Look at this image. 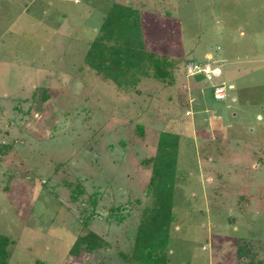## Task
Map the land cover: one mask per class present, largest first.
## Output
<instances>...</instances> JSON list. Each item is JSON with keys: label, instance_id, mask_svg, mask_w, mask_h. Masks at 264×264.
<instances>
[{"label": "rangeland", "instance_id": "1", "mask_svg": "<svg viewBox=\"0 0 264 264\" xmlns=\"http://www.w3.org/2000/svg\"><path fill=\"white\" fill-rule=\"evenodd\" d=\"M116 3L142 10L148 49L170 61L166 81L126 90L87 63ZM194 63L209 64L212 80ZM161 142L176 164L156 189ZM170 186L162 264H264V0H0L9 264H148L135 235ZM89 230L103 248L76 254Z\"/></svg>", "mask_w": 264, "mask_h": 264}, {"label": "trees", "instance_id": "2", "mask_svg": "<svg viewBox=\"0 0 264 264\" xmlns=\"http://www.w3.org/2000/svg\"><path fill=\"white\" fill-rule=\"evenodd\" d=\"M141 11L133 6L113 4L99 27L97 35L91 41L85 58L98 73L126 90L135 87L142 78L150 77L166 81V78L172 75L168 57L157 56L147 47L143 20L145 15ZM198 75L205 78L201 73ZM160 145L153 158L154 169L151 179L152 187L156 189L158 187L162 189L161 186L165 185L166 177L173 178L176 164L175 151L171 152L162 142ZM171 186V189L165 190L166 197H159L151 207L144 208L142 225L135 235V251L139 249L142 252L136 258L143 263L162 264L166 261L164 252L168 244V227L172 215ZM10 242L8 236L0 234V264H9ZM103 244V238L95 231L89 230L76 239L71 250L76 254L89 255L103 248ZM246 245L244 243L243 246L238 247V254L245 253Z\"/></svg>", "mask_w": 264, "mask_h": 264}, {"label": "built area", "instance_id": "3", "mask_svg": "<svg viewBox=\"0 0 264 264\" xmlns=\"http://www.w3.org/2000/svg\"><path fill=\"white\" fill-rule=\"evenodd\" d=\"M194 70L196 72H200V71H203L204 73V76L205 78H207L208 80H212L213 76H214V69L210 68L209 64L206 66H203V65H199L197 63H194ZM213 73V74H212ZM214 95H215V99L216 100H222V99H225L226 98V91H225V87L224 86H216L214 88Z\"/></svg>", "mask_w": 264, "mask_h": 264}, {"label": "crops", "instance_id": "4", "mask_svg": "<svg viewBox=\"0 0 264 264\" xmlns=\"http://www.w3.org/2000/svg\"><path fill=\"white\" fill-rule=\"evenodd\" d=\"M173 32L174 33H178V35L180 34V25L179 24H177V25H175L174 24V28H173ZM167 40L169 41V44L171 45L172 43H175V36L174 35H172L171 37H168L167 38ZM230 93V92H229ZM232 95V96H231ZM233 95H235V96H237L236 94H234V90L232 89V91H231V94H228L227 96V98L229 99V97L230 98H235V96H233ZM203 113H201L200 115H202ZM204 116V115H203Z\"/></svg>", "mask_w": 264, "mask_h": 264}]
</instances>
